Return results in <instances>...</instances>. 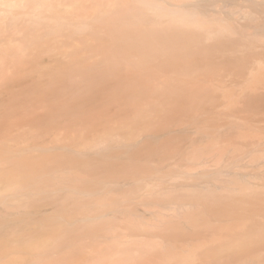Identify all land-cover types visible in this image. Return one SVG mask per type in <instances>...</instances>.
Returning a JSON list of instances; mask_svg holds the SVG:
<instances>
[{"label": "bare ground", "instance_id": "6f19581e", "mask_svg": "<svg viewBox=\"0 0 264 264\" xmlns=\"http://www.w3.org/2000/svg\"><path fill=\"white\" fill-rule=\"evenodd\" d=\"M0 264H264V0H0Z\"/></svg>", "mask_w": 264, "mask_h": 264}]
</instances>
